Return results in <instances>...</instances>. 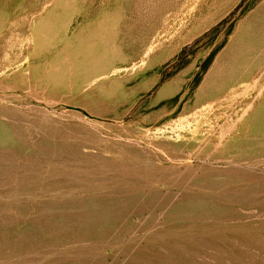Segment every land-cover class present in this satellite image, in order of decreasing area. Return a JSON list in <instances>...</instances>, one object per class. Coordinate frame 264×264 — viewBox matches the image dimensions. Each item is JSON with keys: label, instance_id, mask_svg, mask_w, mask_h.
Wrapping results in <instances>:
<instances>
[{"label": "rangeland", "instance_id": "rangeland-1", "mask_svg": "<svg viewBox=\"0 0 264 264\" xmlns=\"http://www.w3.org/2000/svg\"><path fill=\"white\" fill-rule=\"evenodd\" d=\"M0 264H264V0H0Z\"/></svg>", "mask_w": 264, "mask_h": 264}]
</instances>
